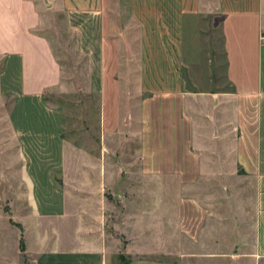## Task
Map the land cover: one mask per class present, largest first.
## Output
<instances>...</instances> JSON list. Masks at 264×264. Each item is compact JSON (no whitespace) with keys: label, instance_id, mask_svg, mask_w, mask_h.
<instances>
[{"label":"crops","instance_id":"1","mask_svg":"<svg viewBox=\"0 0 264 264\" xmlns=\"http://www.w3.org/2000/svg\"><path fill=\"white\" fill-rule=\"evenodd\" d=\"M113 7L0 0V264H264V0H128L118 22ZM56 11L89 58L91 150L48 100L63 83L41 32ZM199 17L221 28L208 61L224 88L186 83ZM115 28H137L135 56Z\"/></svg>","mask_w":264,"mask_h":264},{"label":"rangeland","instance_id":"2","mask_svg":"<svg viewBox=\"0 0 264 264\" xmlns=\"http://www.w3.org/2000/svg\"><path fill=\"white\" fill-rule=\"evenodd\" d=\"M113 9L116 22L128 18V0H114ZM46 17L48 24L41 32L51 40L63 69L62 86L48 92V100L60 106L64 111V137L77 147L94 149L101 142L99 131L100 102L98 96L88 88L89 58L78 51L76 32L68 26L64 12H49ZM114 30L124 38L127 32L131 34V37L134 36L133 40L130 39L127 43L124 41L122 45L124 56L126 52L135 56L138 52V42L135 39L138 32L137 28H115ZM186 35L189 44L188 54L192 55L191 60L199 61L197 64H193L194 68L183 66L187 85L196 83L200 88H211L212 86L224 88V79L220 76L221 72L214 69L208 61L212 46L219 51L218 54L221 57V28L212 27L211 18L199 17L196 20L188 21ZM212 68L214 76L211 77ZM211 78L214 80L211 81ZM134 83H138L136 75H134ZM126 94L129 93L126 92ZM10 108V100H7L5 104L0 103V146L7 138L5 118L9 115ZM123 110L125 113L126 108ZM1 189L2 186L0 185V192ZM125 260H127L125 257L121 259L120 264ZM22 262L23 264H30L26 258H23Z\"/></svg>","mask_w":264,"mask_h":264},{"label":"trees","instance_id":"3","mask_svg":"<svg viewBox=\"0 0 264 264\" xmlns=\"http://www.w3.org/2000/svg\"><path fill=\"white\" fill-rule=\"evenodd\" d=\"M22 248H23V242H22ZM124 257H122L123 259ZM122 264H127V260H125Z\"/></svg>","mask_w":264,"mask_h":264},{"label":"built area","instance_id":"4","mask_svg":"<svg viewBox=\"0 0 264 264\" xmlns=\"http://www.w3.org/2000/svg\"><path fill=\"white\" fill-rule=\"evenodd\" d=\"M262 40L264 41V35H262Z\"/></svg>","mask_w":264,"mask_h":264}]
</instances>
